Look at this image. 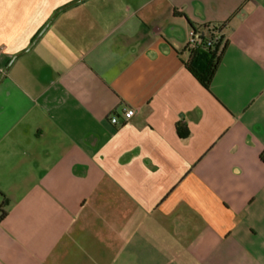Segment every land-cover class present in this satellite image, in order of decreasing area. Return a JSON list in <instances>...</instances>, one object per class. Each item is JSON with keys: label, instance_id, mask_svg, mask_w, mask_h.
<instances>
[{"label": "crops", "instance_id": "crops-1", "mask_svg": "<svg viewBox=\"0 0 264 264\" xmlns=\"http://www.w3.org/2000/svg\"><path fill=\"white\" fill-rule=\"evenodd\" d=\"M75 1L0 0V225L40 263L264 264V0Z\"/></svg>", "mask_w": 264, "mask_h": 264}, {"label": "trees", "instance_id": "trees-1", "mask_svg": "<svg viewBox=\"0 0 264 264\" xmlns=\"http://www.w3.org/2000/svg\"><path fill=\"white\" fill-rule=\"evenodd\" d=\"M223 26L222 23H206L197 26L206 34L219 35L220 39L211 46L203 45L191 52L189 62L186 63L188 69L208 91H211L214 75L227 45L223 41ZM261 158L264 161V151L261 153Z\"/></svg>", "mask_w": 264, "mask_h": 264}, {"label": "rangeland", "instance_id": "rangeland-1", "mask_svg": "<svg viewBox=\"0 0 264 264\" xmlns=\"http://www.w3.org/2000/svg\"><path fill=\"white\" fill-rule=\"evenodd\" d=\"M0 183L4 186L0 187V222L5 218L7 213L5 206L8 204V200L11 197L13 188L7 187V175H0ZM11 199V198H10ZM15 228L11 224L0 225V255L2 256H18V262L15 260L14 264H51L49 261H44L42 263L35 262L33 257L30 255L31 245L22 244L20 238L16 237ZM26 246V247H25ZM24 247V248H23ZM22 249V251L20 250ZM14 256V257H16ZM23 259L21 262L19 260Z\"/></svg>", "mask_w": 264, "mask_h": 264}, {"label": "built area", "instance_id": "built-area-1", "mask_svg": "<svg viewBox=\"0 0 264 264\" xmlns=\"http://www.w3.org/2000/svg\"><path fill=\"white\" fill-rule=\"evenodd\" d=\"M218 39H220L219 35L206 34L198 27H190L187 35V45L186 50L191 54V52L197 50L199 47L211 46ZM136 111L134 108H127L123 111L122 115H112L110 121L112 124H119L121 122V118H123L124 122H128L134 115Z\"/></svg>", "mask_w": 264, "mask_h": 264}, {"label": "water", "instance_id": "water-1", "mask_svg": "<svg viewBox=\"0 0 264 264\" xmlns=\"http://www.w3.org/2000/svg\"><path fill=\"white\" fill-rule=\"evenodd\" d=\"M78 1H80V0H78ZM78 1H75V2H78ZM75 2H73V3H75Z\"/></svg>", "mask_w": 264, "mask_h": 264}]
</instances>
